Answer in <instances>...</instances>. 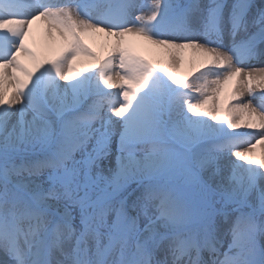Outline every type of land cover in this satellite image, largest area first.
<instances>
[{
    "label": "snow or ice",
    "instance_id": "6c2138e0",
    "mask_svg": "<svg viewBox=\"0 0 264 264\" xmlns=\"http://www.w3.org/2000/svg\"><path fill=\"white\" fill-rule=\"evenodd\" d=\"M260 146L264 0H0V264H264Z\"/></svg>",
    "mask_w": 264,
    "mask_h": 264
},
{
    "label": "bare ground",
    "instance_id": "6f19581e",
    "mask_svg": "<svg viewBox=\"0 0 264 264\" xmlns=\"http://www.w3.org/2000/svg\"><path fill=\"white\" fill-rule=\"evenodd\" d=\"M45 25L42 21H37L36 24L33 25V36L36 41V46L38 51L43 52V42L45 39ZM115 38H108L103 33H92L89 35H86L84 37L85 43H87L94 51H96L100 56H106L108 52V48L105 47V44L109 42L110 40L114 41ZM135 40L136 38H130ZM136 50L142 54L148 56L150 59H152L154 62H159L161 57L159 53L154 51L151 46H147L144 42H138V46ZM86 63L91 64L92 61H87ZM77 66L83 67V64L81 62H77ZM193 65L191 63V53L188 54V59H186L185 63L180 66L178 69H173L176 75H178L181 79H184L188 77V75L192 72ZM236 86V80L234 79L232 82L229 83V85L226 86V92L225 97H227L234 87ZM264 152V146H260L256 149L254 158L259 159L261 156V153Z\"/></svg>",
    "mask_w": 264,
    "mask_h": 264
},
{
    "label": "rangeland",
    "instance_id": "374dc122",
    "mask_svg": "<svg viewBox=\"0 0 264 264\" xmlns=\"http://www.w3.org/2000/svg\"><path fill=\"white\" fill-rule=\"evenodd\" d=\"M31 39V38H30Z\"/></svg>",
    "mask_w": 264,
    "mask_h": 264
}]
</instances>
